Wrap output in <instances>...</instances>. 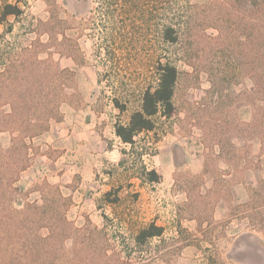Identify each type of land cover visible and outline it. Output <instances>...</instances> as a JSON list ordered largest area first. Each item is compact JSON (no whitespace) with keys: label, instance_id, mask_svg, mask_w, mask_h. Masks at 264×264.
I'll return each instance as SVG.
<instances>
[{"label":"rangeland","instance_id":"obj_1","mask_svg":"<svg viewBox=\"0 0 264 264\" xmlns=\"http://www.w3.org/2000/svg\"><path fill=\"white\" fill-rule=\"evenodd\" d=\"M210 2L211 0H55L56 7H48V18L51 8L53 13L65 22L61 27L65 28L70 38L76 40L82 51L84 63L79 66H86L83 69L72 67L73 70H70L66 68V59L69 61L72 59L53 56L52 61L58 68L68 71L61 79L54 81L56 84H62L60 94L62 102H77L76 96L68 94L71 90H75L80 92L82 95L80 97L85 101L96 100L97 110H101L107 106L106 102L109 99L117 96L121 102H126L127 106L124 113L118 114L117 120L126 122L130 113L139 106V90L153 80L157 60L172 56V52L178 47L162 41L163 26H172L177 31L180 41L184 40L191 7L195 5L203 7ZM255 2L256 0H246L241 6L243 27L240 34L241 44L238 47L241 56L238 61L232 59L228 48L217 45L207 53L205 59L204 56L201 59L202 54H199V60L194 59V63L199 68L198 72H192V68L182 62L178 63L180 75L174 96L176 114L169 120L158 115L155 118L154 130L149 134L151 138H156L157 134L163 131L171 130L173 124H181V129L185 128L184 131L196 125L214 134L216 125L229 127L236 123V108L240 105L249 106L252 116L254 111L259 117L264 115V98L258 97V95L264 97V94L256 95L255 107L248 102L245 103L248 100L247 96L238 95L242 89L253 87L250 77L243 74L251 68L245 63L250 62V57L247 55L251 53L252 46L245 37L244 26L254 25L263 15L257 12ZM257 2L264 3V0ZM7 5L17 7L20 13L16 16L3 17ZM34 7L32 0H0V74L3 73V65L7 64L11 57L15 59L24 50L28 51L24 56L40 50L38 59L48 61V58H39L41 53L46 52L47 44L41 40L40 34L42 31H48V24L34 20ZM209 23V20L200 21L198 26L195 24L196 29L191 30L197 37L193 41L199 40L201 46L211 44L213 38L218 35ZM38 39L40 42L36 44ZM256 48L258 47L254 44V49ZM244 59H246L245 63ZM254 62L257 63V60ZM203 66L208 70H204ZM212 82L219 88L222 87L219 83L229 87L224 88L223 91L214 89ZM42 87L44 85L41 86V91ZM199 88L205 95L196 104L191 98L198 91L201 92L195 90ZM4 93L0 92L1 95ZM4 110L9 111V106H5ZM226 120L229 122L223 123ZM257 126L258 128L251 129V132L259 136L264 134V127ZM37 136L25 139L29 148L26 159L28 166L20 172L15 183V186L21 189L16 199L21 203L28 201L42 205V195L38 190L42 189L49 205L51 204L49 201L55 198V193L44 188L43 183L46 179L37 178L29 187L22 181V177L27 172L34 174L30 166H32L31 155L36 148L34 139ZM37 170L42 172L40 169ZM27 192L29 194H26ZM33 192L39 193L40 202H37L34 196H30ZM15 203L17 208H21L22 204H17V201ZM56 205L59 204L55 203L54 206ZM185 211L182 214L186 216L188 208ZM169 214H165L164 221H158L157 217L152 220L153 223L157 222L159 226H163V234L141 246H137L134 242L137 234L134 237L124 235V231V234H121L120 230L113 228L110 221L107 223L109 228L98 229L88 220L82 228L75 226L82 231L76 233V240L67 239L65 246L71 249L75 245V251H70L74 259L77 255L74 264L94 262L95 264L96 262L100 264H260L264 262L254 238L244 235L229 245L223 242H210L207 239L213 234L211 228L203 230L199 226L194 227V223L185 220L184 216H177V219L173 220ZM46 223L47 221H44L41 225Z\"/></svg>","mask_w":264,"mask_h":264},{"label":"crops","instance_id":"obj_2","mask_svg":"<svg viewBox=\"0 0 264 264\" xmlns=\"http://www.w3.org/2000/svg\"><path fill=\"white\" fill-rule=\"evenodd\" d=\"M32 4L34 20L48 24V0ZM40 38L47 45L39 58L45 59L48 31ZM66 61L70 70L86 68ZM68 94L77 102H62L60 119L34 139V174L22 177L26 186L44 178L56 187L70 200L66 217L77 228L88 221L109 228L110 221L121 234L134 237L155 217L164 221L170 213L173 220L184 216L194 227L211 228L210 242L229 245L244 235L254 238L264 261V134L245 129L252 118L249 106L236 108L237 125H216L214 134L173 124L156 138L150 137L152 131L140 132L128 144L115 134L119 111L112 98L97 110L96 100L85 101L75 90ZM204 95L198 91L191 100L197 104ZM9 145L10 134L0 132V146ZM30 196L40 202L39 193Z\"/></svg>","mask_w":264,"mask_h":264},{"label":"trees","instance_id":"obj_3","mask_svg":"<svg viewBox=\"0 0 264 264\" xmlns=\"http://www.w3.org/2000/svg\"><path fill=\"white\" fill-rule=\"evenodd\" d=\"M245 2L246 0H211L203 7L192 6L186 22V36L182 41L172 26H163L162 41L178 47L172 52V56L157 60L153 80L139 90L138 108L130 113L126 122L120 120L115 122V134L122 142L133 143V138L140 132L153 131L158 115L169 119L176 114L174 96L180 75L179 62L190 66L192 72H198L199 68L194 59L199 60V54H202L201 59L203 56L205 59L207 53L217 45L228 48L232 59L239 60L241 51L238 47L241 44L240 34L243 27L241 6ZM255 3L257 12L263 14L261 18H264V3H258L257 0ZM51 6L56 7L55 0H48V7ZM49 12L48 61L38 59L40 50L25 56L24 53L28 51L24 50L15 59L11 57L8 63L3 65V73L0 74V92H5L0 94V132L7 131L11 135L9 148L4 150L0 146V264H74V260H77V255L74 259L70 254V251H75V245L71 249L65 246L67 239L76 240V233L82 231L66 217L70 200L63 198L59 190L46 181L43 183L44 188L55 193V198L49 201L52 207L48 205V199L42 189H38L42 195V205L28 201L21 203L16 199L21 189L15 186V183L20 172L28 166L26 159L29 148L25 139L43 133L48 129L51 119L60 117L62 84H56L54 81L61 79L68 71L60 70L52 61L53 56L70 58L77 66L84 63L78 43L66 34L64 27H61L65 22L61 21L51 8ZM19 13L17 7L7 5L3 17L16 16ZM261 18L254 25L244 26L245 37L252 46L251 53L247 55L250 62L245 63L246 59L243 61L251 68L243 74L250 77L253 87L242 89L238 95L247 96L248 100L244 102L253 107L256 95L264 94V19ZM196 20L198 23L209 20V26L218 32L211 44L201 46L199 40L193 41L197 38L191 31L196 29L195 24L198 26ZM39 42L38 39L36 44ZM254 44L258 48L254 49ZM203 69L208 70L205 66ZM219 84L222 87L219 88L212 82L214 89L223 91L229 87L226 84ZM258 97L264 98L259 95ZM112 104L119 113L126 111V102H121L117 96L112 97ZM5 106H9L10 110H4ZM228 122L223 121L225 124ZM257 125L264 127V115L259 117L254 111L252 120L245 129L252 133L251 129L255 130L258 128ZM241 127L239 124V128ZM150 176H154V172H151ZM16 201L17 204H22L21 208L16 207ZM55 203L61 207L54 206ZM44 221H47L46 225H41ZM162 233L163 228L152 222L139 230L134 242L141 246L152 238L160 237Z\"/></svg>","mask_w":264,"mask_h":264}]
</instances>
